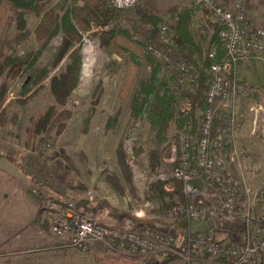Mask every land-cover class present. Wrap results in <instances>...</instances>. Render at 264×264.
I'll return each mask as SVG.
<instances>
[{
  "label": "rangeland",
  "instance_id": "obj_1",
  "mask_svg": "<svg viewBox=\"0 0 264 264\" xmlns=\"http://www.w3.org/2000/svg\"><path fill=\"white\" fill-rule=\"evenodd\" d=\"M262 1L248 0L247 19L253 25L264 26ZM70 2L89 7L84 0H45L44 4L48 9L62 12ZM198 2L200 0H138L134 6L122 10L113 21L131 28L133 39L148 53L147 43L158 42L160 35L149 37L150 31L138 20L139 13L142 10H156L160 20L155 27L168 20L175 34L174 11L198 4L195 24L204 33V28L215 22ZM218 2L229 7L231 0ZM91 10L99 20L97 25L89 21L90 28L80 31L79 45L76 42L67 46L63 43L61 33L55 34L46 45H39L34 30L40 17L32 13L25 15L29 34L21 41L10 43L11 48H7L6 54L19 57L32 51L33 71L30 74L27 65H24L23 70L15 75L0 77V82L7 85L0 102V158L31 175L36 191L39 189L37 196H40V207L50 217L51 227L66 211V202H76L79 208L82 207L111 230L122 231L127 226L163 230L179 215L173 209L174 206L178 210V204H182V185L170 176L174 163L168 158L179 141L175 118L184 113L186 100L180 93L182 90L193 91L190 86L178 85L175 79L169 82L175 90V117L162 133L163 139L155 137L145 118L135 128L128 129L132 100L140 88V82L149 76L150 67L144 57L137 58L139 66L130 90L126 97L120 98L126 59L111 47L109 23L101 20L99 10ZM12 34V30L7 28L1 39ZM86 43L90 45L89 52L85 51ZM73 48H78L81 56L80 75L76 86L68 90L59 86L56 80L65 72ZM87 56L92 59L85 67ZM173 74L172 69H168V73L161 70L160 76L169 78ZM236 75L249 89V94L243 96L246 99L241 101L243 109L240 110L252 112L237 124L238 137L233 135V141L237 138L240 141L236 150L237 160L244 165L241 179L250 183L244 184L239 178L242 196L237 200L238 206L241 202L244 205L251 202L244 192L245 187L253 192L264 188V58L237 65ZM0 92L2 94V90ZM204 92L202 99L195 102L194 118L197 121L201 117ZM219 110H216V121L222 112ZM115 113V125L108 128L107 122L112 120ZM38 118L42 119L40 126L44 125L42 131L29 132L31 123H36ZM120 142L124 150L122 157H119L117 149ZM159 173L167 177L162 179L158 177ZM89 190L93 194L91 202L83 200ZM202 199L206 203L211 202L209 197L203 196ZM168 205L172 207L168 209ZM259 212L258 207H255L254 213L257 215ZM240 227L241 223L237 220L209 228L218 238L232 242L237 240ZM100 247V251L106 254L117 252L111 246L100 244ZM200 252L202 257L196 261L212 264L208 255L204 251ZM134 256L136 258H126L129 264L144 258L141 255ZM145 260L146 264L154 263L152 259Z\"/></svg>",
  "mask_w": 264,
  "mask_h": 264
},
{
  "label": "built area",
  "instance_id": "obj_2",
  "mask_svg": "<svg viewBox=\"0 0 264 264\" xmlns=\"http://www.w3.org/2000/svg\"><path fill=\"white\" fill-rule=\"evenodd\" d=\"M116 9H127L138 0H109ZM215 23L221 25L218 31L225 54L220 62L210 64L209 80L203 97L200 120L192 133L188 126L179 131V141L172 148L169 161L174 163L170 176L182 181L186 200L174 206V210L192 225L195 221H208L213 227L240 221L237 240L225 245L211 229L205 234H198L189 248L188 243L175 242L165 230L176 220L172 219L166 228H130L122 231L111 230L96 218L90 216L76 202H66L63 211L51 227L52 233L64 238L68 245L85 251L91 244L104 243L114 246L117 252L129 255H141L154 260L162 259L165 253L189 258L191 249L204 251L212 260L224 256L225 264H242L250 258L260 256L264 261V217H259L249 205L245 211L237 206L241 196L239 178L228 172V157L235 151L233 128L235 125L234 108L238 96L249 94L247 85L236 75L237 65L249 59L264 58V26L251 24L247 19L248 0H231L225 7L217 0H200ZM159 41H149L146 50L163 65L169 66L176 73L178 85L190 86L197 80V73L189 62L173 47L168 46L174 30L165 20L158 27ZM213 55L211 51L210 56ZM225 104L216 121V102ZM190 110L188 99L184 101V113ZM158 177L164 179L165 174ZM202 179L203 188L197 189L192 181ZM252 196L253 204L264 207V188L253 192L244 188ZM249 192V194H247ZM203 196L209 197L206 203ZM91 202L93 194L89 190L83 200ZM253 207V206H252ZM180 212V213H179ZM262 220L263 222H260ZM193 230V229H192ZM203 230V229H201ZM197 231V230H194Z\"/></svg>",
  "mask_w": 264,
  "mask_h": 264
},
{
  "label": "trees",
  "instance_id": "obj_3",
  "mask_svg": "<svg viewBox=\"0 0 264 264\" xmlns=\"http://www.w3.org/2000/svg\"><path fill=\"white\" fill-rule=\"evenodd\" d=\"M44 1L0 0V77L4 78L10 74L15 75L18 71L23 70L24 65H27V69H29L27 71L30 74L33 71L32 61L34 58L31 57L32 51L19 57L14 54H6L7 48H11L10 43L27 38L29 34L25 16L27 13L40 17V22L34 30L39 45H46L55 34L61 33L63 43L67 46L70 43L76 42L79 45L81 40L80 31L90 28L89 21L97 25L99 20L91 8L99 10L102 15L101 20L109 23L108 34L112 40L111 47L126 59L125 76L119 92L120 98L126 97V94L130 90L139 66L137 58L139 56L144 57L150 67L149 76L140 82V88L132 100L128 129L135 128L139 121L145 118L149 121L155 137L159 140L163 139L162 133L167 130L169 122L175 117V90L169 83L176 78L175 71L173 70L174 74L169 78L160 76L162 63L149 52H145L139 42L133 39L131 28L129 29L113 21L120 16L122 10L112 7L109 0H84L89 7L78 2H70L62 12L46 8ZM198 3L202 5L201 2ZM198 9V4H190L174 11L176 19L175 34L172 40L167 43L168 46L173 47L179 52L189 62L195 73H197L196 82L190 85L193 92L182 90L180 93L185 99L189 100L190 110L175 118V126L178 131L182 130L184 126H188L192 133L195 131L198 123L196 118H194L195 102L202 99V93L206 90L210 76L208 68L210 64L220 62L225 54L223 43L218 36L221 25L209 23V27L204 28V33H202L196 28L195 24V13ZM204 10L208 12L206 8ZM138 20L142 21L150 31L151 36L149 37L152 38L156 34L159 36L160 29L155 26L159 22L160 17L156 10H142L138 15ZM7 28H10L13 34L5 36L2 40L1 35L3 38V32ZM211 51H213L212 56H210ZM80 58L78 48H73L69 53V62L65 72L56 80L59 86L68 90L76 86L80 75ZM249 61L254 62V59H249ZM6 87L5 82H0V91L2 90V94L0 92V102L3 99ZM38 119L36 123H31L28 129L29 132L30 130H32L31 132L42 131L41 128L44 125L40 126L42 119ZM116 120L117 115L115 113L112 116V120L107 122V127L113 128ZM121 143H119L117 148L119 157L124 155ZM175 179L179 180L182 185L180 179ZM192 184L199 190L203 188L202 179L194 180ZM161 192L163 191L161 190ZM185 199L186 196L183 192L181 203H184ZM171 207L170 205L167 206L168 209ZM40 218L41 213L39 211L36 213L33 221L36 222ZM260 222L263 221L260 220ZM167 230L175 242H187L189 248L193 247V241L198 234H205L207 232L206 229L192 230L190 223L180 215L176 216L175 222ZM133 256L120 252L102 254L95 258L94 264H129L127 259L136 258ZM221 259L224 260V256H221Z\"/></svg>",
  "mask_w": 264,
  "mask_h": 264
},
{
  "label": "crops",
  "instance_id": "obj_4",
  "mask_svg": "<svg viewBox=\"0 0 264 264\" xmlns=\"http://www.w3.org/2000/svg\"><path fill=\"white\" fill-rule=\"evenodd\" d=\"M262 4H264V0ZM245 62H249V60L242 61L239 64H245ZM241 67L242 65L239 68ZM168 69L172 68L162 65L161 70L163 73L164 71L168 73ZM172 73H174L173 69ZM244 97L238 96L234 108L236 123L233 128V135L235 137H238L237 124L241 123L245 116L252 113L240 110L243 109L241 108V101L246 99ZM224 107L223 102H216V108L220 109L219 111L223 110ZM234 143L235 151L230 154L227 170L240 178L244 184L250 185V183L241 179L244 165L237 160L236 145L240 144L239 138L234 139ZM36 190L31 175L19 171V168L17 169L15 165L13 166L0 158V264H94V260L98 255L106 254V252L100 251L102 249L100 244L105 245L104 243H93L87 250L82 251L69 246L64 238L55 236L51 232L50 217L46 216L45 210L40 207V196H37L39 189L38 192ZM249 198L251 202H247L246 205L241 202L238 204V208L244 211L249 205L251 208L253 206L252 212H254V208L258 207L260 212L257 215L264 217V210L261 211L264 207L256 206L253 204L252 196ZM39 211L41 218L35 222L33 220ZM209 227L212 229L213 226L208 221H195L191 225L193 230L210 229ZM221 240L225 245L233 242L226 240V238ZM111 249L115 250V247L111 246ZM200 257H202L200 249L195 248L190 250L188 259L165 253L160 260L152 259L154 262L152 264H200L196 261ZM208 258L211 259L209 256ZM145 259L150 258L144 257L134 264H146ZM219 262L225 264V261L221 258L212 260V264ZM242 264H264V261L260 256H256Z\"/></svg>",
  "mask_w": 264,
  "mask_h": 264
},
{
  "label": "bare ground",
  "instance_id": "obj_5",
  "mask_svg": "<svg viewBox=\"0 0 264 264\" xmlns=\"http://www.w3.org/2000/svg\"><path fill=\"white\" fill-rule=\"evenodd\" d=\"M85 51L89 52L90 51V45L88 43L85 44ZM92 57L87 56L84 61V66L87 67V64L91 61Z\"/></svg>",
  "mask_w": 264,
  "mask_h": 264
}]
</instances>
